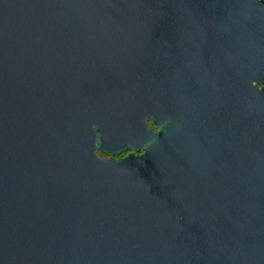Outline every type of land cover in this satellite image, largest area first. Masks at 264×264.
<instances>
[{
	"label": "water",
	"instance_id": "obj_1",
	"mask_svg": "<svg viewBox=\"0 0 264 264\" xmlns=\"http://www.w3.org/2000/svg\"><path fill=\"white\" fill-rule=\"evenodd\" d=\"M0 264H264V0H0Z\"/></svg>",
	"mask_w": 264,
	"mask_h": 264
},
{
	"label": "flooded vegetation",
	"instance_id": "obj_2",
	"mask_svg": "<svg viewBox=\"0 0 264 264\" xmlns=\"http://www.w3.org/2000/svg\"><path fill=\"white\" fill-rule=\"evenodd\" d=\"M147 122H148V124H149V127L152 129V130H154V132L156 131V129H155V127L153 126V124H152V121H151V119H148L147 120ZM130 153V151L128 150V151H125V152H122L120 155H110V154H108L106 151H98V155L100 156V157H102V158H114V159H119V158H122V157H124L125 155H127V154H129ZM138 154H140V153H138Z\"/></svg>",
	"mask_w": 264,
	"mask_h": 264
}]
</instances>
